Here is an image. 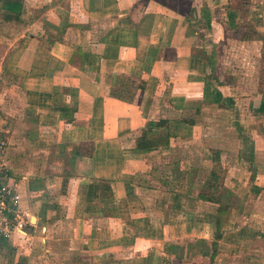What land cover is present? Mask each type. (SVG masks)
Wrapping results in <instances>:
<instances>
[{"label": "crops", "instance_id": "crops-1", "mask_svg": "<svg viewBox=\"0 0 264 264\" xmlns=\"http://www.w3.org/2000/svg\"><path fill=\"white\" fill-rule=\"evenodd\" d=\"M195 2L0 0V128L28 216L0 264H264V94L210 72Z\"/></svg>", "mask_w": 264, "mask_h": 264}, {"label": "rangeland", "instance_id": "rangeland-1", "mask_svg": "<svg viewBox=\"0 0 264 264\" xmlns=\"http://www.w3.org/2000/svg\"><path fill=\"white\" fill-rule=\"evenodd\" d=\"M161 1L166 3L165 6L167 5L178 11L185 10L187 6V0ZM192 1V5H198L195 0ZM246 1L248 0L229 3L231 8H237L239 11L236 18L238 24H236L242 29L240 31L229 28L224 7H222V10L213 8L212 4L215 0H205L202 7H206L212 12L213 21L218 20L217 23L212 22L216 32L210 34L209 22L193 23L196 30H202L203 32L201 45L197 51L210 60V65H212L210 72L214 73L215 77L229 82L233 86V92L238 97H241L242 94L246 95L257 90H264V29L263 31L259 30L255 23L248 24L249 16L246 13H248L249 5L245 4ZM248 32L253 33L243 39L242 34ZM213 113L216 114L215 111ZM217 114L219 115L218 111ZM260 124L263 127L264 120Z\"/></svg>", "mask_w": 264, "mask_h": 264}, {"label": "built area", "instance_id": "built-area-1", "mask_svg": "<svg viewBox=\"0 0 264 264\" xmlns=\"http://www.w3.org/2000/svg\"><path fill=\"white\" fill-rule=\"evenodd\" d=\"M7 133L6 128H0V239H10L28 224V216L20 205L17 182L12 179L6 162L8 142L4 134Z\"/></svg>", "mask_w": 264, "mask_h": 264}, {"label": "trees", "instance_id": "trees-1", "mask_svg": "<svg viewBox=\"0 0 264 264\" xmlns=\"http://www.w3.org/2000/svg\"><path fill=\"white\" fill-rule=\"evenodd\" d=\"M249 1V0H248ZM248 1H246V5H248ZM204 8H202V13H204L205 15L207 14V16H208V13H209V11L207 10V12L205 11V10H203ZM192 11L193 12H196V13H198L197 12V9H195V8H193L192 9ZM224 11H226V20L229 22V28H234L235 30L236 29H238L237 31H240V30H242L240 27H238L237 26V24H238V22H237V20H236V18L238 17V15L237 14H239V11H238V9L237 8H231V6L230 5H227V6H225L224 7ZM248 13H249V8H248V11H247ZM248 13H246V15H248ZM209 15H210V13H209ZM215 20V19H214ZM208 22L210 23V25H208V27H210L209 29H211V32H213V33H215L216 32V30L213 28V23L212 22H218V20L216 19L215 21H213V19H211V17H210V19H208ZM237 23V24H236ZM248 24L250 25V21L248 22ZM248 25V26H249ZM252 26V25H251ZM251 30V29H250ZM253 32H248V33H243L242 34V38L244 39L246 36H249V35H251ZM263 43H264V41H263ZM259 93H262V94H264V90H261ZM218 178V177H217ZM211 182V181H210ZM209 183V182H208ZM210 187L211 188H215V189H218L219 188V186L218 185H214V184H212V185H210ZM200 198H202V199H204V200H211V201H218V202H220L221 200H222V197H216V196H213V195H208V196H205V195H201L200 196ZM218 224H219V221L218 222H216V226H218ZM217 233L216 234H214V237L217 239V238H219L220 237V232H219V230H218V227H217ZM214 252H215V250H216V243L214 242Z\"/></svg>", "mask_w": 264, "mask_h": 264}]
</instances>
